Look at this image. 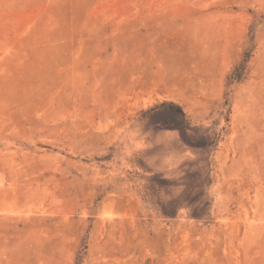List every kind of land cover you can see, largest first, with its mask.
I'll return each instance as SVG.
<instances>
[{
  "label": "rangeland",
  "instance_id": "374dc122",
  "mask_svg": "<svg viewBox=\"0 0 264 264\" xmlns=\"http://www.w3.org/2000/svg\"><path fill=\"white\" fill-rule=\"evenodd\" d=\"M0 264H264V0H0Z\"/></svg>",
  "mask_w": 264,
  "mask_h": 264
}]
</instances>
